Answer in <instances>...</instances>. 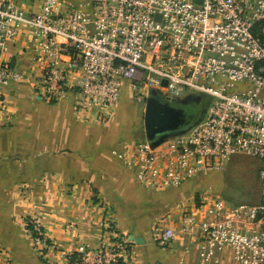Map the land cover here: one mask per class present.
Listing matches in <instances>:
<instances>
[{
    "label": "built area",
    "instance_id": "obj_1",
    "mask_svg": "<svg viewBox=\"0 0 264 264\" xmlns=\"http://www.w3.org/2000/svg\"><path fill=\"white\" fill-rule=\"evenodd\" d=\"M87 5L90 11L42 0L31 12L18 0H0V53L25 26L35 46L42 98L57 101L77 91L78 105L94 108L99 123L115 110L125 81L143 108L151 88L170 103L189 90L212 97L205 120L188 132L171 134L156 147L144 138L133 144L130 156L117 155L141 185L158 188L222 170L237 154L258 158L260 201L229 204L217 191L200 189L195 237L199 264H209L225 249L234 264H264V0H89ZM20 77L0 59V84ZM3 104L0 95V108ZM26 224L38 252L51 246L36 217ZM179 232H192L188 217ZM175 236L169 227L153 230L161 247ZM127 242L108 221L103 242L81 251L79 264H130ZM2 259L0 264H9Z\"/></svg>",
    "mask_w": 264,
    "mask_h": 264
},
{
    "label": "crops",
    "instance_id": "obj_2",
    "mask_svg": "<svg viewBox=\"0 0 264 264\" xmlns=\"http://www.w3.org/2000/svg\"><path fill=\"white\" fill-rule=\"evenodd\" d=\"M41 1L18 4L37 12ZM61 1L90 11L89 0ZM34 55L31 33L23 25L0 53L21 75L0 84V257L9 255L13 264H79L81 251L103 242L110 221L122 239L129 234L144 239L126 243L130 264H199L195 236L201 216L194 209L203 189L199 178L189 177L179 187L143 186L117 155L130 156L133 144L142 140L120 134L125 122L137 121L140 108L144 112L134 101L131 83L123 82L109 120L95 122L96 110L79 106L77 91L57 101L42 98ZM22 215L36 217L49 238L51 246L42 253L34 250ZM185 217L192 232L182 234ZM156 226L172 228L175 238L164 247L157 245ZM209 264H234L230 250L217 253Z\"/></svg>",
    "mask_w": 264,
    "mask_h": 264
},
{
    "label": "rangeland",
    "instance_id": "obj_3",
    "mask_svg": "<svg viewBox=\"0 0 264 264\" xmlns=\"http://www.w3.org/2000/svg\"><path fill=\"white\" fill-rule=\"evenodd\" d=\"M235 87H237V85H235ZM189 93L202 96L203 109L199 113L198 117L190 123V125L172 134L188 132L194 124L204 121L207 116V109L212 104V97L209 95L192 90L186 92V94ZM186 94H184L181 99H183ZM134 101L136 102L135 99ZM138 113V118L136 119L137 121H133L131 125L127 122L122 125L123 127L120 130L122 138L124 137V139L126 138L127 140H134L135 137L138 139L145 138L143 112H141V108ZM260 167L261 162L258 158L244 154H237L224 163L222 170L210 171L202 174L201 176H194V178H199V182H202V184L200 182L202 188L213 189L220 193V195L229 204H255L260 201L261 194V184L258 179V170ZM21 217H23V228L27 231V234L30 237L28 226L26 224L29 216L22 215ZM32 246L34 250H36L35 246ZM0 249L2 251L4 250L1 248V246ZM2 258L3 261L5 260L9 264H13V261L9 255Z\"/></svg>",
    "mask_w": 264,
    "mask_h": 264
},
{
    "label": "water",
    "instance_id": "obj_4",
    "mask_svg": "<svg viewBox=\"0 0 264 264\" xmlns=\"http://www.w3.org/2000/svg\"><path fill=\"white\" fill-rule=\"evenodd\" d=\"M203 99L200 95L188 94L177 104H172L160 97L154 89H150L146 96L143 126L145 138L151 147L159 145L166 137L180 131L190 125L195 116L189 117L181 107L187 104H195L201 110ZM129 240L135 243H143L141 236L129 234Z\"/></svg>",
    "mask_w": 264,
    "mask_h": 264
},
{
    "label": "flooded vegetation",
    "instance_id": "obj_5",
    "mask_svg": "<svg viewBox=\"0 0 264 264\" xmlns=\"http://www.w3.org/2000/svg\"><path fill=\"white\" fill-rule=\"evenodd\" d=\"M201 97H202V96H201ZM183 99H184V98H183ZM183 99H181V100H183ZM202 99H203V98H202ZM181 100L178 99L177 102L172 103V104H177V105H179V103L181 102ZM181 108H182L184 111L187 112V114L189 115V117L195 116V110H194V109H195V104L191 103V104L183 105Z\"/></svg>",
    "mask_w": 264,
    "mask_h": 264
},
{
    "label": "trees",
    "instance_id": "obj_6",
    "mask_svg": "<svg viewBox=\"0 0 264 264\" xmlns=\"http://www.w3.org/2000/svg\"><path fill=\"white\" fill-rule=\"evenodd\" d=\"M202 109H203V102H202V106H201V110H200V111L198 110V106L195 105V109H194V110H195V119L198 117V115H199V113L202 111ZM195 119H194V120H195ZM194 120H193V121H194ZM27 226H28V229H30V226H29V225H27ZM31 235H33V233H31Z\"/></svg>",
    "mask_w": 264,
    "mask_h": 264
}]
</instances>
